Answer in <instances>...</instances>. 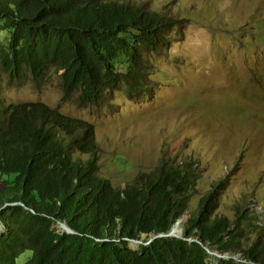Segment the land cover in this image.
<instances>
[{"label":"trees","instance_id":"trees-1","mask_svg":"<svg viewBox=\"0 0 264 264\" xmlns=\"http://www.w3.org/2000/svg\"><path fill=\"white\" fill-rule=\"evenodd\" d=\"M181 23L134 0H0V264H19L28 251L26 264H264L262 214L249 200L235 218L218 211L225 179L200 198L184 237L160 236L189 209L199 182L193 156L164 158L117 186L100 176L95 123L3 96L6 86L42 87L54 74L63 101L76 96L83 107L122 88L150 95L154 57Z\"/></svg>","mask_w":264,"mask_h":264},{"label":"rangeland","instance_id":"rangeland-1","mask_svg":"<svg viewBox=\"0 0 264 264\" xmlns=\"http://www.w3.org/2000/svg\"><path fill=\"white\" fill-rule=\"evenodd\" d=\"M134 1L182 19L181 32L154 57L150 95L130 97L122 88L99 107H83L76 96L63 101L62 80L54 74L42 87L33 80L6 86V103L43 102L95 123L100 176L117 186L164 158L193 156L199 182L183 229L200 198L222 179L218 211L235 218L237 206L249 200L264 221V0ZM6 228L0 220V233ZM131 246L139 245L132 240Z\"/></svg>","mask_w":264,"mask_h":264},{"label":"water","instance_id":"water-1","mask_svg":"<svg viewBox=\"0 0 264 264\" xmlns=\"http://www.w3.org/2000/svg\"><path fill=\"white\" fill-rule=\"evenodd\" d=\"M176 225V224H175ZM174 225V226H175ZM61 227L65 230V231H67V232H69V233H74V231L69 227V225L66 223V222H62L61 223ZM184 230V229H183ZM160 236H178V237H184L183 236V234L182 235H178V234H175L174 233V227H173V229H172V231L171 232H169V233H163V234H160ZM136 243H138V245H140L143 241L142 240H134ZM216 254H218V255H220V256H223V254H221L219 251H216L215 252ZM230 255L228 254V257H229Z\"/></svg>","mask_w":264,"mask_h":264},{"label":"bare ground","instance_id":"bare-ground-1","mask_svg":"<svg viewBox=\"0 0 264 264\" xmlns=\"http://www.w3.org/2000/svg\"><path fill=\"white\" fill-rule=\"evenodd\" d=\"M183 232H184V230H183V221H182V219H180L176 223V225L174 226V233L175 234H178V235H182Z\"/></svg>","mask_w":264,"mask_h":264},{"label":"clouds","instance_id":"clouds-1","mask_svg":"<svg viewBox=\"0 0 264 264\" xmlns=\"http://www.w3.org/2000/svg\"><path fill=\"white\" fill-rule=\"evenodd\" d=\"M61 223H62V222H61ZM61 223H60V224H61ZM62 229H63V228H62ZM63 230H64V229H63ZM64 231H65V230H64ZM183 233H184V232H183ZM142 241H143V240H142ZM142 243H143V242H142ZM147 243H148V242H147ZM138 247H139V246H138ZM209 252L216 254V253H215L216 251L211 250V249H209ZM217 255H218V254H217ZM224 256H226V254H225ZM226 257H228V256H226ZM229 257H230V256H229Z\"/></svg>","mask_w":264,"mask_h":264}]
</instances>
